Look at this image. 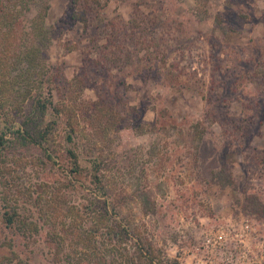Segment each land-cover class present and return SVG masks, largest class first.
Masks as SVG:
<instances>
[{
	"label": "rangeland",
	"instance_id": "1",
	"mask_svg": "<svg viewBox=\"0 0 264 264\" xmlns=\"http://www.w3.org/2000/svg\"><path fill=\"white\" fill-rule=\"evenodd\" d=\"M38 96L52 159L10 132ZM5 129L0 264H105L97 241L70 235L99 224L78 212L69 147L87 166L102 149L110 194L128 196L117 208L155 257L264 264V0H0ZM72 204L64 249L81 252L53 262L46 231ZM5 209L28 224H6Z\"/></svg>",
	"mask_w": 264,
	"mask_h": 264
},
{
	"label": "trees",
	"instance_id": "2",
	"mask_svg": "<svg viewBox=\"0 0 264 264\" xmlns=\"http://www.w3.org/2000/svg\"><path fill=\"white\" fill-rule=\"evenodd\" d=\"M72 14L76 15L75 13ZM31 60H34V58L32 57ZM50 103L51 101L47 97L38 96L34 98L30 111L24 115V118L17 127L10 130L14 138L18 139L21 143L27 145L34 144L41 147L48 159H52V155L48 149V140L54 124V120H45ZM73 122L71 118L66 121V124L69 126L66 137L70 141L74 139V135L76 134L75 124ZM111 124L112 120L104 123V126L100 124L98 125V130L103 132ZM6 131L5 129L0 133V149L3 143L8 141V138L5 137ZM93 146L94 144L92 143L89 145L92 148ZM67 153L70 157L71 164L66 170V176L70 184L71 192L75 193L78 191L75 190L76 185H79L83 192L84 199L78 203V212L88 215V219L92 218V216L95 217V220L99 224L98 227H93L90 223H87L83 225V232L81 229V232L70 233L71 237L75 238L76 241L81 240V249H86L87 245L90 246L91 241L93 245H96L97 241V244L100 245V257L105 264H138L139 262L146 264H167L162 257H155L153 246L148 243L147 238L139 231H132L129 225L130 218L121 213L117 208L120 202H124L128 196L122 195L115 198L110 194V185L105 182L104 173L101 171L104 165H107L102 149L97 154L90 156L89 166L80 163L78 153L75 149L69 147L67 148ZM222 169L216 170L215 173L218 174ZM138 196L140 199L142 198V206L144 204L148 206V200L143 204V196L144 199L145 197L148 198L146 193L142 191L138 193ZM74 207V204L65 207L67 212L62 224L66 225V228L63 225L60 228L54 225L52 229L46 231V239L53 238L55 245V249L48 251L53 262L59 261V255L61 253H64V255H60L62 258L65 256L71 260L73 255L79 257V252H81L79 251L77 254V250H75L71 253L66 248L64 249V241L68 239L66 237L67 230L76 227V222H74L76 219ZM148 208L146 207L145 211H148ZM15 213L10 209H5L3 218L6 224L15 226L18 220L22 224H28L29 221H25V218L22 217L24 218L23 221ZM30 222L32 221L30 220ZM20 227L18 226L17 228L20 229ZM97 236L100 238L97 239ZM130 247L133 248L132 251H130Z\"/></svg>",
	"mask_w": 264,
	"mask_h": 264
}]
</instances>
